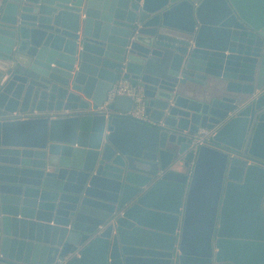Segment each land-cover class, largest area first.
I'll return each mask as SVG.
<instances>
[{"label": "water", "instance_id": "obj_1", "mask_svg": "<svg viewBox=\"0 0 264 264\" xmlns=\"http://www.w3.org/2000/svg\"><path fill=\"white\" fill-rule=\"evenodd\" d=\"M0 264H264V0H0Z\"/></svg>", "mask_w": 264, "mask_h": 264}, {"label": "built area", "instance_id": "obj_2", "mask_svg": "<svg viewBox=\"0 0 264 264\" xmlns=\"http://www.w3.org/2000/svg\"><path fill=\"white\" fill-rule=\"evenodd\" d=\"M118 96H127L133 99L134 104L130 111L126 113H118L120 116H125L137 120L139 122L155 125L156 123L151 121L144 111L142 97L140 92L131 87L127 81H120L114 84L110 90L107 91L106 97L100 106V109H106L107 106L115 100ZM212 131L202 128L191 135V141L189 145V151L196 154L201 146L208 145L211 142Z\"/></svg>", "mask_w": 264, "mask_h": 264}]
</instances>
